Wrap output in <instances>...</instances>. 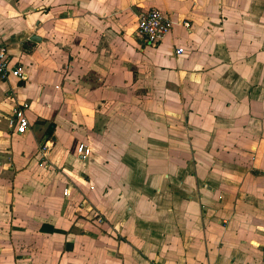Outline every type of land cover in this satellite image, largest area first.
I'll return each instance as SVG.
<instances>
[{
	"label": "crops",
	"instance_id": "0c3cea01",
	"mask_svg": "<svg viewBox=\"0 0 264 264\" xmlns=\"http://www.w3.org/2000/svg\"><path fill=\"white\" fill-rule=\"evenodd\" d=\"M0 46V264H264V0H0Z\"/></svg>",
	"mask_w": 264,
	"mask_h": 264
},
{
	"label": "built area",
	"instance_id": "2783aa9c",
	"mask_svg": "<svg viewBox=\"0 0 264 264\" xmlns=\"http://www.w3.org/2000/svg\"><path fill=\"white\" fill-rule=\"evenodd\" d=\"M173 22L159 9L151 8L137 16V34L145 45H155L161 42L170 32ZM187 26V24H186ZM183 53L181 49H175L174 54L180 56ZM15 78L19 81H25L27 75L20 66H11L7 58V50L0 46V80ZM29 109L27 103H18L11 111V117L7 118V124L16 135H22L29 127L26 117V110ZM53 142L47 139L39 147L37 155L39 165L43 168L49 166L50 151ZM77 153L82 159H87L91 155V148L80 144ZM67 196V192L64 191Z\"/></svg>",
	"mask_w": 264,
	"mask_h": 264
},
{
	"label": "rangeland",
	"instance_id": "374dc122",
	"mask_svg": "<svg viewBox=\"0 0 264 264\" xmlns=\"http://www.w3.org/2000/svg\"><path fill=\"white\" fill-rule=\"evenodd\" d=\"M144 44V43H143Z\"/></svg>",
	"mask_w": 264,
	"mask_h": 264
}]
</instances>
